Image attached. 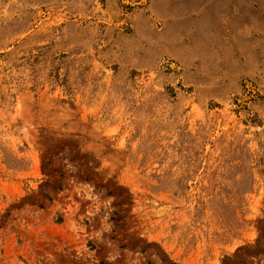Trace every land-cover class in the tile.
<instances>
[{"label":"rangeland","instance_id":"rangeland-1","mask_svg":"<svg viewBox=\"0 0 264 264\" xmlns=\"http://www.w3.org/2000/svg\"><path fill=\"white\" fill-rule=\"evenodd\" d=\"M0 264H264V0H0Z\"/></svg>","mask_w":264,"mask_h":264},{"label":"bare ground","instance_id":"bare-ground-1","mask_svg":"<svg viewBox=\"0 0 264 264\" xmlns=\"http://www.w3.org/2000/svg\"><path fill=\"white\" fill-rule=\"evenodd\" d=\"M246 84H247L248 87L250 86L248 83H246Z\"/></svg>","mask_w":264,"mask_h":264}]
</instances>
